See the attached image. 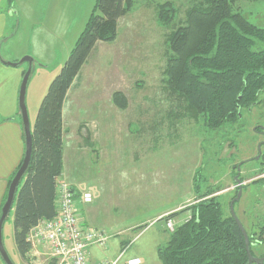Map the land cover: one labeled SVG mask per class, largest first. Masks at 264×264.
Returning a JSON list of instances; mask_svg holds the SVG:
<instances>
[{
  "label": "rangeland",
  "instance_id": "374dc122",
  "mask_svg": "<svg viewBox=\"0 0 264 264\" xmlns=\"http://www.w3.org/2000/svg\"><path fill=\"white\" fill-rule=\"evenodd\" d=\"M96 1L3 0V5L12 6L15 13L17 34L12 42L20 51L27 49L26 55L41 65L34 66L26 94L32 124ZM167 1L176 10L174 26H179L201 0H138L135 9L120 19L117 39L100 43L84 64L81 78L69 95V99H77L80 108L74 123L69 122L73 132L65 137L66 147L78 156L74 153L68 159L66 153L64 173L78 193L87 190L93 194L87 210L89 220L111 226L104 229L110 242L97 249L100 263L114 260L121 250L127 251L123 259L147 254L151 258L148 249L159 234V223L139 236L145 222L149 225L172 202L194 195L198 174L202 191L220 190L215 195L227 215L231 202L242 191L234 210L255 242L264 223V93L259 105L244 110L238 122L217 130H209L202 117L177 118V103L164 85L172 28L163 26L157 17L159 5ZM234 10L264 28V0H237ZM116 91L126 95L127 108L114 104ZM78 126L79 136L74 131ZM192 197L194 201L195 195ZM188 214L174 217L176 225ZM131 223L136 226L128 228ZM95 225L99 224L89 226L97 228ZM3 239L14 263L47 264L44 256L30 253L23 258L17 251L14 208L5 221ZM253 248L257 256H264V241Z\"/></svg>",
  "mask_w": 264,
  "mask_h": 264
},
{
  "label": "trees",
  "instance_id": "16d2710c",
  "mask_svg": "<svg viewBox=\"0 0 264 264\" xmlns=\"http://www.w3.org/2000/svg\"><path fill=\"white\" fill-rule=\"evenodd\" d=\"M137 1H96L69 58L41 102L33 127L30 166L13 206L14 241L23 257L31 249L27 239L30 230L57 212L56 188L64 170V106L68 94L99 44L117 39L120 19L135 9ZM236 1L201 0L189 9L179 26H174L176 10L171 1L158 7L159 23L172 28L164 85L177 103L179 112L174 115L202 117L209 130L238 122L242 111L258 103L264 93V28L235 11ZM113 102L121 109L128 107V99L121 91L113 94ZM22 163L23 160L18 169ZM201 188L198 174L194 201L182 211L162 218L174 219L180 213H189L173 230L166 229L168 240L157 249L162 264H247L245 237L232 214H225L215 195L220 190ZM248 235L251 253L259 257L253 247L264 241V223L257 242Z\"/></svg>",
  "mask_w": 264,
  "mask_h": 264
},
{
  "label": "crops",
  "instance_id": "0c3cea01",
  "mask_svg": "<svg viewBox=\"0 0 264 264\" xmlns=\"http://www.w3.org/2000/svg\"><path fill=\"white\" fill-rule=\"evenodd\" d=\"M9 7L10 6L5 7V5H3V0H0V212L8 193L10 180L12 179L16 170L24 159L26 149L21 112L19 108V94L24 73L28 65L25 67H23L24 64H21L19 66H11L5 64L1 60V58L5 61L18 62L21 57L25 56L26 54H29V51H27V49L24 51H20L19 46L16 45L15 42H12V38L17 34V28L13 20L15 15V13H13L14 9L13 7ZM39 60L44 63L43 60ZM38 65H40V63L36 58H34V66ZM73 89L69 92L64 106V165L66 160V153L68 159L72 158L74 156V153H76L74 150H67V140L65 139L68 133L73 132L70 128L71 125H69V122L72 121V123H74V120L77 118L76 116L79 115L80 106H78L77 104V99H69V95L73 91ZM26 103H28L27 98ZM67 104L68 108L72 110L67 111ZM28 107L30 108V104H28ZM36 115L37 113H35L33 117L34 123ZM34 123H31L32 128L34 127ZM74 131L79 136V126L76 127ZM76 156H78L77 153L75 157ZM60 178L68 180V176L65 175L64 170ZM192 196L184 199L182 202H172L170 205L165 207L164 210L161 211L153 221L149 222V225H147L148 221L145 222L146 226L139 233V236L143 235V233L148 230V227H153L159 223V234L155 241L151 242L150 247L148 249V251H152L151 258L148 257V254L145 256L131 255L127 258L140 257L143 261V264H162L157 249L161 243H165L168 240L166 231V220L162 218L165 217L167 214L173 213L178 209L182 208L183 204L185 206V204H188L190 201L192 202ZM90 205L91 204H84L82 201H80L79 203L81 214L84 216L86 223L91 226L94 225V223H98L99 225H95L98 226L97 228L109 230L111 226L105 223L98 222L95 219H90L93 222L89 220L87 210ZM126 226H129L128 228H133L136 225H133V223H131ZM100 247L101 245H94L90 248V261L92 263L100 262L98 261L99 257L97 255V249H101ZM107 251L109 252V250ZM105 252L106 251L103 250V253ZM121 252L119 253L121 254ZM119 253H117L115 256H117ZM126 254L127 251L124 253V255L126 256ZM156 254L158 260H156Z\"/></svg>",
  "mask_w": 264,
  "mask_h": 264
},
{
  "label": "built area",
  "instance_id": "2783aa9c",
  "mask_svg": "<svg viewBox=\"0 0 264 264\" xmlns=\"http://www.w3.org/2000/svg\"><path fill=\"white\" fill-rule=\"evenodd\" d=\"M56 193V215L41 220L30 230L27 236L31 244L28 255L44 256L47 264H143L140 257L123 259V252L114 260L92 263L90 248L104 246L109 241L104 229L89 226L81 214L80 201L91 204L93 194L87 190L78 193L63 178L57 181ZM175 224L174 219L166 220L169 230H173Z\"/></svg>",
  "mask_w": 264,
  "mask_h": 264
},
{
  "label": "water",
  "instance_id": "95a60500",
  "mask_svg": "<svg viewBox=\"0 0 264 264\" xmlns=\"http://www.w3.org/2000/svg\"><path fill=\"white\" fill-rule=\"evenodd\" d=\"M1 60L5 64L11 65V66H19L23 63H28V69L24 74V77L21 83L20 94H19V108L21 112L22 125H23L25 144H26L25 155H24V159H23V163L21 167L18 169V171L16 172L14 178L12 179L10 183L8 194H7V199L0 212V257L2 258L5 264H15L13 260L11 259L5 247L4 239H3V228H4L5 221L7 220L9 214L11 213L13 209L18 187L30 166V162L32 158L33 128L30 122L29 114H28V109H27V104H26V94H27V88H28L30 78L34 71V58L32 56L26 55L22 57L18 62L5 61L2 58ZM237 181L240 182V180H237ZM241 196H242V191L239 190L237 197L231 202V214L236 220L239 228L241 229L245 237L246 248H247V252L249 256V261L247 264L263 263L264 258L256 257L251 253L250 238H249L248 232L245 229L242 222L240 221V219L238 218V216L236 215V212L234 210V203L239 201Z\"/></svg>",
  "mask_w": 264,
  "mask_h": 264
},
{
  "label": "flooded vegetation",
  "instance_id": "af4514ba",
  "mask_svg": "<svg viewBox=\"0 0 264 264\" xmlns=\"http://www.w3.org/2000/svg\"><path fill=\"white\" fill-rule=\"evenodd\" d=\"M259 103H260V102L254 104V106L249 107L248 109L253 110V108H254L256 105H259ZM244 110H246V109H244ZM244 110L242 111V114H243ZM241 117H242V115H241ZM241 165H243V164L241 163ZM237 168H238V167H237ZM20 256H21V255H20ZM21 257H23V256H21ZM25 257H26V256H25ZM23 258H24V257H23ZM0 264H5L1 257H0ZM15 264H16V263H15Z\"/></svg>",
  "mask_w": 264,
  "mask_h": 264
}]
</instances>
